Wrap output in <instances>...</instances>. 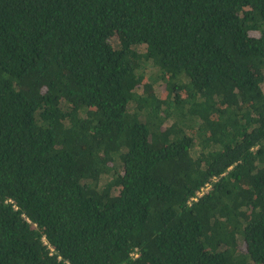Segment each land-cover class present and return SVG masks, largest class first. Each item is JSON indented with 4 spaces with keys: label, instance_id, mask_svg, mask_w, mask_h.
<instances>
[{
    "label": "trees",
    "instance_id": "16d2710c",
    "mask_svg": "<svg viewBox=\"0 0 264 264\" xmlns=\"http://www.w3.org/2000/svg\"><path fill=\"white\" fill-rule=\"evenodd\" d=\"M0 264H264V0H0Z\"/></svg>",
    "mask_w": 264,
    "mask_h": 264
},
{
    "label": "rangeland",
    "instance_id": "374dc122",
    "mask_svg": "<svg viewBox=\"0 0 264 264\" xmlns=\"http://www.w3.org/2000/svg\"><path fill=\"white\" fill-rule=\"evenodd\" d=\"M148 84L150 82L145 81V84ZM151 84V83H150ZM164 89V87L159 83H157L156 85H153V89H151L150 87L148 88V92L150 93H155L157 95H160L162 93V90Z\"/></svg>",
    "mask_w": 264,
    "mask_h": 264
},
{
    "label": "built area",
    "instance_id": "2783aa9c",
    "mask_svg": "<svg viewBox=\"0 0 264 264\" xmlns=\"http://www.w3.org/2000/svg\"><path fill=\"white\" fill-rule=\"evenodd\" d=\"M210 189V184H205L204 187L200 189L199 192H197L196 198L202 196L204 193H207ZM196 198H193V200H196Z\"/></svg>",
    "mask_w": 264,
    "mask_h": 264
}]
</instances>
